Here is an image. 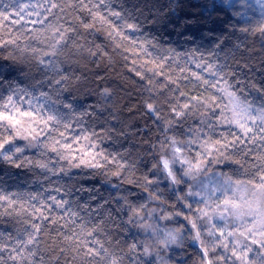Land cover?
<instances>
[{
  "label": "snow or ice",
  "instance_id": "obj_1",
  "mask_svg": "<svg viewBox=\"0 0 264 264\" xmlns=\"http://www.w3.org/2000/svg\"><path fill=\"white\" fill-rule=\"evenodd\" d=\"M222 3L218 10L235 7L228 0ZM256 3L264 13V0ZM8 7L15 12L0 11V21L21 28L13 35L0 25L7 33V38L0 36V48L29 53L42 79L0 92V161L28 167L43 180L37 181L42 190L36 194L0 189V224L15 217L20 225L0 229V264H168L169 251L185 241L197 250L194 264H264V102L257 106L245 95L248 89L264 100V87L239 78L249 65L234 68L227 56H220L230 37L217 38L207 59L205 53L199 61L191 54L195 66L212 79L192 75L215 90L212 97L197 98L180 91L165 72L180 54L174 49L159 54L158 42L144 35L126 0H29ZM38 23L42 27L33 28L30 38L43 47L21 48L28 25ZM78 27L102 31L114 48L127 44L135 49L136 58L144 60L139 69L135 60L133 65L145 91L150 97L165 96L162 105L145 101L161 136L149 145L151 156L140 176L128 180L130 187L124 181L137 171L136 162L105 146L115 132L94 127L92 114L64 97L75 78L66 50L104 55L100 48L79 43ZM256 31L264 35V22ZM100 95L107 99L110 93L105 89ZM164 107L169 118L161 115ZM107 174L117 178L108 185L113 189L109 198L81 183ZM83 192L89 196L82 203L68 199ZM117 216L127 217L120 220L131 232L127 241L112 240L106 221L115 224ZM51 232L63 247L57 245L46 258L41 245Z\"/></svg>",
  "mask_w": 264,
  "mask_h": 264
},
{
  "label": "trees",
  "instance_id": "obj_2",
  "mask_svg": "<svg viewBox=\"0 0 264 264\" xmlns=\"http://www.w3.org/2000/svg\"><path fill=\"white\" fill-rule=\"evenodd\" d=\"M28 2L29 0H0V11L14 13L16 9L8 7L9 5L13 3L23 5ZM245 3L251 7L243 6ZM228 4L235 7L227 8L226 11L218 10L224 6L222 0H126V7L136 15L144 35L155 38L158 42L159 54H163L165 49H174L180 54L172 62L171 68L165 67V72L169 73L172 79L177 80L180 91L197 98L212 97L215 95V90L203 85L192 75L197 73L212 79L203 69L195 66L191 54L195 53V59L199 61L200 53H205L207 59V52L220 37H230V40H225L224 51L220 52L222 58L227 56L234 68L241 64L250 66L239 78L245 82L251 80L256 87H264V35L256 31L264 22V13L261 12L256 0H228ZM214 5H216L215 8ZM237 11L241 15H236ZM70 15L79 14L70 13ZM12 19L15 20V16ZM80 19L85 17L81 16ZM0 25L13 35L17 34V30L21 28L20 24H5L3 21H0ZM41 27L39 23L34 26L28 25V31L19 41L21 48L25 44L30 47H43L30 38L32 29ZM241 28H246L248 31L241 32ZM78 34L81 37L79 43L86 49L95 46L100 48L104 55L93 56L87 51L66 50V54L71 55L74 61L72 70L75 78L67 86L64 97L70 100L79 111L91 113L89 122L94 127L104 125L115 132V135L109 137L105 146L109 151L124 154L136 162L137 171L129 174L124 181V185L130 187L127 185L128 180L140 176L143 171V162L151 156L149 145L158 143L161 136L160 126L147 111L145 101L162 105L165 96L150 97L145 91L143 82L136 76L133 65L135 60V68L139 69L144 60L136 58L135 49H130L127 44L114 48L102 31L89 33L82 27H78ZM0 36L7 38V33L0 29ZM233 45H239V50ZM125 49L129 50L125 51ZM197 49H199L198 52ZM40 79H42V73L37 70L29 53L13 46L0 48V81L3 82L0 92L6 90L9 85L30 87ZM156 87H159V84ZM105 89L110 93L107 99L100 95ZM167 95L171 96L173 93H167ZM245 95L257 97L264 102L254 91L245 89ZM161 115L169 118L167 107L163 108ZM191 122V120L188 121V123ZM27 155L31 156L32 152ZM241 178L248 177L241 176ZM38 180L42 181L43 178L28 167L16 168L0 161V189L6 193L36 194L42 190L41 184L37 183ZM116 182L117 178L110 174L81 180L85 187L98 189L104 198H109L113 191L108 185ZM43 187L47 188L48 185L44 183ZM88 196L89 193L83 192L68 199L75 198L82 203L88 199ZM21 203L25 206L27 204L23 199ZM91 204L94 207L96 201H91ZM121 219L126 220L127 217H115V224L106 221L112 231L113 241H127L131 236L129 229L123 228L120 224ZM19 226L15 217H5L0 224V229L12 231ZM170 227L177 226L170 225ZM55 237V232L43 237L41 247L44 249L46 258L57 245L63 247V244ZM136 238L152 244L143 234H137ZM196 254V248L189 247L185 241L183 247L169 251L168 264H194Z\"/></svg>",
  "mask_w": 264,
  "mask_h": 264
},
{
  "label": "rangeland",
  "instance_id": "obj_3",
  "mask_svg": "<svg viewBox=\"0 0 264 264\" xmlns=\"http://www.w3.org/2000/svg\"><path fill=\"white\" fill-rule=\"evenodd\" d=\"M248 99L251 100V101H253L257 106H259V104L262 103V101H261L259 98H257V97H253V96H252V97H249V96H248ZM150 241H151V240H150ZM151 243L154 244L155 241H151ZM176 243H177V244L180 243L179 236L177 237ZM173 246H175V245H173ZM174 248H175V247H174ZM174 248H173V249H174Z\"/></svg>",
  "mask_w": 264,
  "mask_h": 264
}]
</instances>
